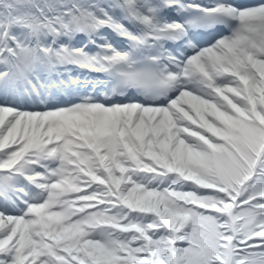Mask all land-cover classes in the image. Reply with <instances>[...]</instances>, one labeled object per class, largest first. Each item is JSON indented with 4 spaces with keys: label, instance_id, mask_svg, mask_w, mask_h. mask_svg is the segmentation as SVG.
<instances>
[{
    "label": "snow or ice",
    "instance_id": "snow-or-ice-1",
    "mask_svg": "<svg viewBox=\"0 0 264 264\" xmlns=\"http://www.w3.org/2000/svg\"><path fill=\"white\" fill-rule=\"evenodd\" d=\"M0 264H264V0H0Z\"/></svg>",
    "mask_w": 264,
    "mask_h": 264
}]
</instances>
